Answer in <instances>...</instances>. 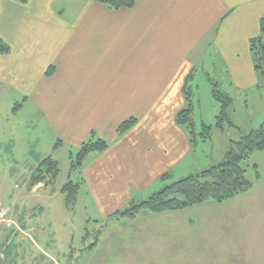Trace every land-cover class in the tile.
<instances>
[{"label": "crops", "instance_id": "1", "mask_svg": "<svg viewBox=\"0 0 264 264\" xmlns=\"http://www.w3.org/2000/svg\"><path fill=\"white\" fill-rule=\"evenodd\" d=\"M68 1L0 0V39L8 48L0 52V153L8 152V163L15 154L21 164L8 165L0 205L8 204L24 233L37 214L24 203L47 187L31 186L30 176L47 155L62 150L70 156L91 133L109 143L104 151L89 153L78 174V191L101 223L154 193L162 177L190 157L188 133L175 116L185 105L184 87L195 62L218 63L237 91L258 85L249 41L259 34L264 0H134L118 9L96 0ZM21 112L24 120L13 122ZM130 118L136 122L118 135L119 124ZM183 169L179 178L193 173ZM191 208L113 223L138 232L143 225L155 230V222L169 221L188 235L200 220L198 211L190 215ZM35 227L29 232H37ZM24 233L8 231L3 242L23 245L43 263L46 252L34 249L32 240L26 247ZM188 260L178 255V264Z\"/></svg>", "mask_w": 264, "mask_h": 264}, {"label": "rangeland", "instance_id": "2", "mask_svg": "<svg viewBox=\"0 0 264 264\" xmlns=\"http://www.w3.org/2000/svg\"><path fill=\"white\" fill-rule=\"evenodd\" d=\"M85 1L68 2L82 4ZM194 65L196 68L189 85L192 91V118L195 130L200 131L201 123L204 122L213 126L212 132L210 138L205 140L200 135L197 136V142L188 160L180 168H174L172 174L161 181L159 189L186 174L183 173L184 166L191 167V171L196 173L218 163L230 149L231 140H238L243 134L259 128L264 121V95L261 87L264 84V74L256 76L258 85L237 91L229 85L227 73L219 70L218 63L213 66L210 61H199ZM211 83H217L219 90L232 99L228 108L231 125L225 123L223 129L214 126L220 107L212 96ZM24 114L21 112L17 118L13 116L11 120H24ZM5 123L6 120L2 124L7 128L8 123ZM3 140H7V136H3ZM44 145L46 147L48 141L45 140ZM65 153L67 152L59 150L53 155L59 162L60 170L55 180L38 190L33 198L24 203L26 210L37 213L32 222L38 229L33 234L25 231L24 234L32 239L26 238L23 243L27 247L29 240H32L30 245L37 244L34 249L39 247L44 250L48 258L42 263L33 260L31 255L25 252L27 249L22 247L23 245L17 247L12 244L14 246L7 247L2 237L8 230L1 229L0 251H3L5 258L0 264H178V255L188 256L186 264H264V151L252 152L243 162L246 176L253 183L247 192L222 203L207 201L190 206L193 207L189 210L190 215L194 216L197 214L195 211H198L200 220L195 231L188 235H185L180 226L173 227L176 224L169 221L160 224L155 222V230L151 227L149 230L148 224L143 225L147 229L138 232L122 229L123 224L114 226L115 219H107L108 217L100 223L99 217L82 196V189L78 191L75 203L67 204L65 195L60 191L69 173V154L65 156ZM5 154L1 157L0 153L1 189H8V165L21 168L18 163L20 159H16L15 154L12 163H8V155ZM256 172L259 173L258 178L255 176ZM71 180L79 182L80 176L74 173ZM151 194L152 192H149L146 197L135 202ZM230 204H233V207L230 208ZM0 206V209H7L10 214L7 203ZM148 213L152 212L142 211L137 215L147 216ZM10 216L21 226L20 219L14 214ZM138 219L136 225L142 226L140 223L143 222ZM31 225L27 223V227ZM145 237H151V240ZM195 239L196 246L193 244ZM94 242L96 244L93 246ZM152 247L156 250L153 251ZM193 248L196 249V254H192ZM174 253L177 255L171 259V254Z\"/></svg>", "mask_w": 264, "mask_h": 264}, {"label": "trees", "instance_id": "3", "mask_svg": "<svg viewBox=\"0 0 264 264\" xmlns=\"http://www.w3.org/2000/svg\"><path fill=\"white\" fill-rule=\"evenodd\" d=\"M18 1L25 2V0ZM96 1L112 9L131 7L134 4V0ZM249 49L253 59L254 71L257 75L262 76L264 74V18L260 20L259 34L249 41ZM7 50L8 48L0 39V52L5 53ZM191 78L192 75L188 77V84L184 87L185 105L177 112L175 122L186 130L191 148L193 149L198 135L203 140L210 138L213 126L202 122L200 131L197 132L195 130L192 118V91L189 85ZM261 87L264 95V84ZM211 93L220 107L214 126L223 129L225 123L231 125L228 108L231 105L232 99L228 94L219 90L217 83H211ZM135 122L136 119L134 118L123 121L117 127V134H123ZM108 144L107 141L91 133L89 138L75 152L70 153L68 179L60 188V191L65 195L67 204L73 205L75 203L81 184V180L73 182L71 175L80 173L89 153L102 152L108 147ZM256 150L264 151V121L259 128L243 134L238 140H231L230 149L218 163L179 178L170 184H166L139 202L132 201L127 207L117 210L107 219L134 218L142 211L152 213L178 211L207 201L222 203L238 194L245 193L252 187L253 183L246 176V168L243 162ZM59 172V163L49 154L40 161L39 165L32 172L30 185L34 186L38 183L47 185L52 183ZM255 176L258 178L259 173L256 172ZM162 178H167V175H164ZM97 240L98 238L95 241L97 242ZM96 242L92 245L94 246Z\"/></svg>", "mask_w": 264, "mask_h": 264}, {"label": "built area", "instance_id": "4", "mask_svg": "<svg viewBox=\"0 0 264 264\" xmlns=\"http://www.w3.org/2000/svg\"><path fill=\"white\" fill-rule=\"evenodd\" d=\"M6 229L11 232H23L21 226L17 225L11 218L7 209H0V230ZM31 230V229H30ZM3 251H0V261L4 259Z\"/></svg>", "mask_w": 264, "mask_h": 264}]
</instances>
